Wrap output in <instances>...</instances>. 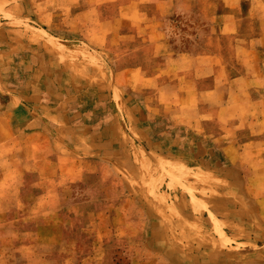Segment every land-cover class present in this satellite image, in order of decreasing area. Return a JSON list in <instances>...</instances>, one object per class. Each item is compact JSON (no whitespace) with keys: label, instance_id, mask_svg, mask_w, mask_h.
Returning <instances> with one entry per match:
<instances>
[{"label":"crops","instance_id":"0c3cea01","mask_svg":"<svg viewBox=\"0 0 264 264\" xmlns=\"http://www.w3.org/2000/svg\"><path fill=\"white\" fill-rule=\"evenodd\" d=\"M113 13L90 27L89 48L99 55L102 72L61 70L38 44L21 57L19 73H0V264H8L7 226L28 222L34 204L45 200L46 210L54 212L31 224L55 225L56 208L68 219L64 225L77 224L81 209L71 206V187L60 183L71 177L72 163L85 170L94 166L97 177L101 163L116 161L107 156L134 145L145 149L146 164L157 167L166 185L161 162L176 166L172 175L180 180L188 172L193 193L238 229L240 241L264 242V42L246 35L245 12L224 11L226 24L205 50L178 54L158 24L161 14L154 12L145 23L121 10ZM82 24L76 32L87 36ZM17 54L0 43V70L11 71ZM61 162L69 164L60 169ZM93 213V224L101 225V207ZM155 218L146 207V226L153 231L163 225ZM65 233L63 245L74 249H56L54 240L49 254L64 255L68 263L85 258L86 235ZM92 240L99 241L97 234ZM146 256L166 259L167 253L149 249Z\"/></svg>","mask_w":264,"mask_h":264},{"label":"rangeland","instance_id":"374dc122","mask_svg":"<svg viewBox=\"0 0 264 264\" xmlns=\"http://www.w3.org/2000/svg\"><path fill=\"white\" fill-rule=\"evenodd\" d=\"M236 9L245 12L242 25L246 26V35L255 37L256 42H264V0H0V43H9L12 51L18 53L12 70L6 66L0 73L5 76L19 73L24 62L21 57H29L31 49L38 44L50 51L49 55L56 58L61 70L82 69L81 75L84 68L102 72L99 55L89 48L94 42L90 27L100 21L103 25L117 10L145 23L154 12L157 16L161 14L158 24L168 31L173 52L200 53L218 27L226 24L224 11ZM142 11L149 13H138ZM79 21L82 25L87 23V36L76 32ZM262 69L264 72V66ZM128 150L125 154L107 156L116 161L101 163L102 173L97 177L94 166L85 170L79 163H72L71 177L60 179V183L71 187V206L81 209L77 224L64 225L68 219L57 208L55 225L31 224L29 221L45 222L46 213L54 212L46 210L45 200L34 204L28 222L7 226L8 264H150L152 261L157 264H264V242L240 241L238 229L226 226L222 218L207 209L206 198L193 193L188 172H183L184 179L180 180L172 175L176 166L161 162L160 170L163 172L162 168L166 167L168 175L166 185L157 167L152 169L146 164L144 148L134 145ZM68 164L61 162L58 167L63 169ZM99 168L97 165V172ZM197 181L201 183V179ZM96 188H101L102 194L95 195ZM95 206L103 210L102 224L96 226L93 224ZM146 207L163 223L154 227V231L146 226ZM113 221L115 224H111ZM80 222L87 224L80 225ZM69 230L70 234L78 230L86 235L87 253L85 258L69 259L68 263V257L56 254L53 258L48 251L54 240L55 243L59 240L56 249H74L63 245L62 233L67 234ZM18 233L22 234L15 236ZM96 234L99 241L94 242L92 237ZM149 249L165 251L166 259L147 257Z\"/></svg>","mask_w":264,"mask_h":264},{"label":"bare ground","instance_id":"6f19581e","mask_svg":"<svg viewBox=\"0 0 264 264\" xmlns=\"http://www.w3.org/2000/svg\"><path fill=\"white\" fill-rule=\"evenodd\" d=\"M208 188V187H207Z\"/></svg>","mask_w":264,"mask_h":264}]
</instances>
